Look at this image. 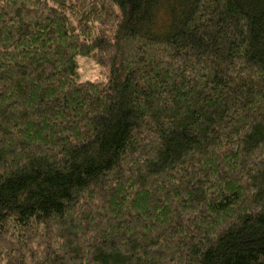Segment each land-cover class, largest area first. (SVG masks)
<instances>
[{
    "label": "trees",
    "instance_id": "16d2710c",
    "mask_svg": "<svg viewBox=\"0 0 264 264\" xmlns=\"http://www.w3.org/2000/svg\"><path fill=\"white\" fill-rule=\"evenodd\" d=\"M0 264H264V0H0Z\"/></svg>",
    "mask_w": 264,
    "mask_h": 264
},
{
    "label": "rangeland",
    "instance_id": "374dc122",
    "mask_svg": "<svg viewBox=\"0 0 264 264\" xmlns=\"http://www.w3.org/2000/svg\"><path fill=\"white\" fill-rule=\"evenodd\" d=\"M77 65L80 81L95 82L100 80L104 75V70L98 67L90 57L78 56Z\"/></svg>",
    "mask_w": 264,
    "mask_h": 264
}]
</instances>
